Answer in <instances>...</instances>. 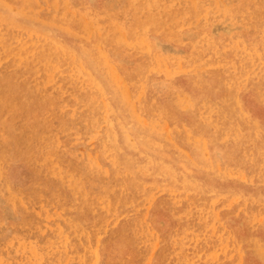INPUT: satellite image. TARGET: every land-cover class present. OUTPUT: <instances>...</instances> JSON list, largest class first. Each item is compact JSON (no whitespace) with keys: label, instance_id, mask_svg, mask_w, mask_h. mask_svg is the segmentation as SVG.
<instances>
[{"label":"rangeland","instance_id":"rangeland-1","mask_svg":"<svg viewBox=\"0 0 264 264\" xmlns=\"http://www.w3.org/2000/svg\"><path fill=\"white\" fill-rule=\"evenodd\" d=\"M0 264H264V0H0Z\"/></svg>","mask_w":264,"mask_h":264}]
</instances>
